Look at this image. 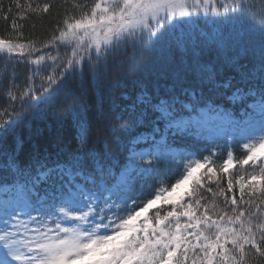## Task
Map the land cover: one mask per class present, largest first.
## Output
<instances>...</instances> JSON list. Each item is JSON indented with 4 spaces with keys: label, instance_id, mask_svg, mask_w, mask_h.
I'll return each instance as SVG.
<instances>
[{
    "label": "snow or ice",
    "instance_id": "snow-or-ice-1",
    "mask_svg": "<svg viewBox=\"0 0 264 264\" xmlns=\"http://www.w3.org/2000/svg\"><path fill=\"white\" fill-rule=\"evenodd\" d=\"M0 13V264H264V0Z\"/></svg>",
    "mask_w": 264,
    "mask_h": 264
},
{
    "label": "trees",
    "instance_id": "trees-1",
    "mask_svg": "<svg viewBox=\"0 0 264 264\" xmlns=\"http://www.w3.org/2000/svg\"><path fill=\"white\" fill-rule=\"evenodd\" d=\"M12 2V0H0V7L7 8L9 4ZM59 2V0H58ZM3 13H0V36H3L6 34L7 30V24L6 22L2 19ZM37 31H39V26L37 27ZM27 34V30H26Z\"/></svg>",
    "mask_w": 264,
    "mask_h": 264
}]
</instances>
